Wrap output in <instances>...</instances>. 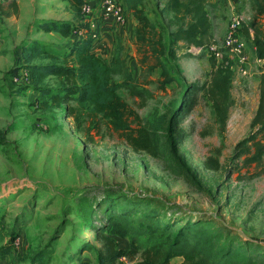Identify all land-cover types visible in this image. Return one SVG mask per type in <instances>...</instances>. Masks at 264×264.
<instances>
[{
  "label": "rangeland",
  "instance_id": "1",
  "mask_svg": "<svg viewBox=\"0 0 264 264\" xmlns=\"http://www.w3.org/2000/svg\"><path fill=\"white\" fill-rule=\"evenodd\" d=\"M143 1L166 48L172 47L173 55L167 56L165 64L174 82L164 91L154 83L146 84L150 95H144V106L140 105L143 98L132 97L119 87L121 74L114 75L111 83L118 85V93L144 122H154L175 108L188 110L179 124L184 133L179 153L207 191L196 192L182 175L170 172L163 157L134 152L104 125L98 134L89 130L94 141L87 144L63 108L42 107L47 97L43 90L58 89L55 78H47L40 91L32 87L25 91L22 82L13 80L17 75L11 69L6 75L0 73V264H97L102 242L90 226H101L103 214L97 204L105 202H112L116 210L130 203L131 210H154L161 222H174L177 227L186 222L210 223L236 248L248 244L257 249L262 259L254 264H264V164L244 167L243 156L231 158L235 144L249 133L257 107L263 61L255 56L253 36L257 31L264 34V19L255 17L251 0H208L212 42L221 45L229 21L225 22L236 15L243 19L238 35L248 55V73L233 74L221 135L202 92L181 104L188 87H198L208 79L211 57L190 52L182 42L172 45L171 15L164 10L167 0ZM219 18L223 19L217 24ZM118 52L128 56V66L138 76L135 43H117L113 58ZM157 75L156 71L151 78ZM193 99L196 103L190 106ZM160 133L163 138L165 134ZM207 157L218 159L219 170L205 168ZM211 194L216 195V203ZM113 239L123 248L122 262L140 264L139 252L128 261L126 252L131 246L127 238ZM182 263V257L175 256L169 264Z\"/></svg>",
  "mask_w": 264,
  "mask_h": 264
},
{
  "label": "trees",
  "instance_id": "2",
  "mask_svg": "<svg viewBox=\"0 0 264 264\" xmlns=\"http://www.w3.org/2000/svg\"><path fill=\"white\" fill-rule=\"evenodd\" d=\"M84 1L75 0L74 4L78 19L82 23L75 30L79 38L75 46L63 47L58 52L51 49L52 46L33 41L22 47L21 55L16 57V63H23L28 69L27 84H22L40 91V85L47 78H55L58 89L55 92L43 90L47 97L42 107L63 108L64 116L71 119L74 130L81 134L87 144L94 141L89 130L98 134L104 125L110 134H117L119 140L134 152L163 157L171 173L182 175L185 182L196 192L205 193L207 190L200 178L179 153V145L184 135L179 124L187 116L188 110L175 108L169 115L163 114L154 122H144L117 90L119 85L130 96L143 98L140 105L144 106V95H150L145 88L146 84L154 83L158 90L164 91L167 85L174 82V77L165 64L167 56L173 55L172 47L166 48L163 34L145 12L144 1L123 0L126 10L136 21L134 35L139 70L136 77L128 66V56L125 54L118 52L115 58L107 61L93 52L92 46L96 38L92 37L83 20L80 5ZM208 5V0H167L164 10L171 15L170 24L173 30L169 32V36L172 45L182 42L189 49L205 48L212 42ZM251 8L255 17L262 16L264 19V0H251ZM41 27L45 31H56L64 36L70 31L66 24L61 23L42 24ZM253 41L255 56L263 61L258 84V102L249 123V133L235 144L231 157L237 159L243 156L241 165L244 167L264 164V34L255 32ZM210 57L212 61L208 79L198 87H188L181 104L185 105L197 91L202 92L219 125L220 134L223 135L234 68L225 56L220 60L212 55ZM37 59H46L47 63H34ZM17 70L18 68H14L10 73L16 75ZM156 71L157 78L152 79ZM116 74H121L122 81L113 85L112 78ZM195 103L193 99L190 106ZM160 131L165 134L163 138L158 135L161 134ZM221 147L222 145L216 150L217 153ZM204 166L213 171L220 168L215 157H207ZM210 199L217 202L215 194H211ZM111 204L112 202L97 204L103 214L101 226H90L96 238L102 242V249L97 251V264H125L122 262L123 248L118 246L114 237L128 239L131 246L126 252L128 261H132L133 256L139 252L140 264H169L175 256L182 257V264H254L256 259H262L256 255L257 249H250L248 244L236 248L232 242L224 241L220 230L210 223L186 222L177 227L174 222H161L160 216L154 210H131L132 203L116 210ZM93 212L91 208V214ZM87 246L90 247L88 244ZM6 250L3 252L8 251ZM245 253L248 255L243 256Z\"/></svg>",
  "mask_w": 264,
  "mask_h": 264
},
{
  "label": "crops",
  "instance_id": "3",
  "mask_svg": "<svg viewBox=\"0 0 264 264\" xmlns=\"http://www.w3.org/2000/svg\"><path fill=\"white\" fill-rule=\"evenodd\" d=\"M119 3L125 14L123 24L103 18L97 21L98 38L94 41L92 49L105 60H110L116 55L117 43H135L136 21L126 10L124 1L120 0ZM74 4L75 0H0V73L6 75L11 69L18 68L16 75L28 74V69L23 63H16V57L21 55L22 47L33 41L52 46L55 51L75 46L79 40L75 30L81 25V21L78 19ZM229 14L230 11L227 12V16ZM220 19L223 18L217 19V24L220 23ZM48 23L66 24L70 31L64 36L56 31L43 30L42 24ZM225 25H222L224 29ZM211 26L210 22L212 35ZM34 63H47V60L37 59ZM23 86L26 88L25 91L31 89L26 84Z\"/></svg>",
  "mask_w": 264,
  "mask_h": 264
},
{
  "label": "built area",
  "instance_id": "4",
  "mask_svg": "<svg viewBox=\"0 0 264 264\" xmlns=\"http://www.w3.org/2000/svg\"><path fill=\"white\" fill-rule=\"evenodd\" d=\"M80 9L87 28L92 33V37L96 39L98 37L97 21L99 18L111 19L118 24H123L125 22L124 11L121 5L118 4L117 0H88L80 5ZM236 12L242 13L239 10H236ZM228 21V26L223 35L220 46L211 42L205 48L193 47L194 51H192V48H190L189 51L192 53H204L208 56L212 55L217 60H220L225 56L231 61L234 72L237 71L241 75H246L248 73L246 44L238 35V29L241 26L243 19L238 16L236 17L235 15ZM222 50H224L226 54H224ZM228 54L230 55L228 56ZM225 63L228 62L225 61ZM13 80L15 82L26 83L28 81V74L17 75Z\"/></svg>",
  "mask_w": 264,
  "mask_h": 264
}]
</instances>
